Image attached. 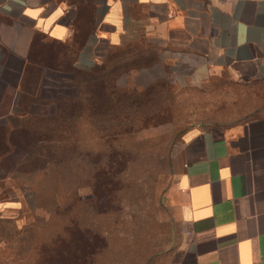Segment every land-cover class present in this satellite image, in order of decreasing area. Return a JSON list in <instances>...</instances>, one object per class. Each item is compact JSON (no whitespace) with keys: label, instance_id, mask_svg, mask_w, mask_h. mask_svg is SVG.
<instances>
[{"label":"rangeland","instance_id":"rangeland-1","mask_svg":"<svg viewBox=\"0 0 264 264\" xmlns=\"http://www.w3.org/2000/svg\"><path fill=\"white\" fill-rule=\"evenodd\" d=\"M99 49L97 75L89 80L71 51L60 60L54 48L50 67L32 78L33 93L39 86L33 104L23 103L42 120L23 118L24 130L20 120L0 127V203H20L0 205V264H167L177 240L184 135L264 114V77L224 70L183 79L186 65L174 71L163 52L141 41L101 42ZM58 104L80 112L65 113L54 132L50 117ZM38 136L64 149L39 154ZM44 154L63 164L47 169ZM37 171L49 180L36 199L30 174Z\"/></svg>","mask_w":264,"mask_h":264},{"label":"crops","instance_id":"crops-1","mask_svg":"<svg viewBox=\"0 0 264 264\" xmlns=\"http://www.w3.org/2000/svg\"><path fill=\"white\" fill-rule=\"evenodd\" d=\"M138 41L163 52L174 71L186 65L183 79L224 70L264 77V0H0V127L14 128L23 103L33 104L32 78L50 67L54 48L88 70L101 59V42ZM180 158L167 264H264V114L187 133Z\"/></svg>","mask_w":264,"mask_h":264},{"label":"trees","instance_id":"trees-1","mask_svg":"<svg viewBox=\"0 0 264 264\" xmlns=\"http://www.w3.org/2000/svg\"><path fill=\"white\" fill-rule=\"evenodd\" d=\"M98 63H96L94 66H92L90 69H88V70H83V71H85L86 73H85V75L87 76V78L90 80H93L94 79V76L95 75H97V69L99 68V67H97L96 65H97ZM94 68V69H93ZM41 68H39V70H40ZM39 70H37V68H35V72L36 73H38V74H41V71H39ZM35 87H36V85H34ZM39 87V86H38ZM38 87H36V89L34 88V92H37V90H38ZM36 96H37V93H36ZM33 98V97H32ZM76 98L77 99H79L80 98V96H76ZM77 105V104H76ZM86 106H88L90 109H91V107L93 106V103H90V102H88V105H86ZM23 112H22V120L20 119V124H19V126L18 127H21V129L22 130H24L25 129V127H26V125H28L29 123L27 122V120H28V118H33L34 117V115H30V113L28 112V110H27V108H25V109H23L22 110ZM79 112H80V110H79V108H76V110L74 111H69L66 107H65V105L64 104H58L57 106H56V113H55V115L53 116V117H50V118H52V121H53V124L55 125V127H50L49 128V130H51V131H54V132H58V131H60V128H58L57 127V125H60L59 123H63L62 121L63 120H65V118H67L70 114L71 115H74V117L76 118L77 117V115H79ZM65 113H68L69 115H65ZM74 113V114H73ZM25 117H28L27 119H23V118H25ZM34 119H37V120H42L41 119V117H38V116H35L34 117ZM62 120V121H61ZM58 121H60V122H58ZM47 131H48V129H47ZM22 133H24V132H22ZM36 140V143L34 144V146H33V148H36V152L38 151V153L39 154H43V153H41V151H43V150H46V149H50V148H53V149H55V148H59V147H62V145L59 143V144H57V143H50L49 142V140H47L46 139V137H41V136H38V138L37 139H35ZM62 149H64V147H62ZM45 153V152H44ZM46 154V153H45ZM44 154V156L45 157H47L46 155ZM0 156H1V154H0ZM63 159H59V160H55V159H51V158H46V162H47V166H46V168L48 167V166H50L52 163H56V164H58L57 166H60V165H62L63 164ZM103 167H104V165L102 164V166H99V168H98V171H100V170H102L103 169ZM45 168V169H46ZM101 168V169H100ZM47 169H49V168H47ZM35 174V175H34ZM34 175V176H33ZM30 176L32 177H34V180H35V189H34V191H32L31 192V196L33 197H36V199H37V197H38V192L40 191H42L43 190V187H41V186H43V184L46 182V181H48L49 180V177H48V173H47V171H37L36 173H32V174H30Z\"/></svg>","mask_w":264,"mask_h":264}]
</instances>
